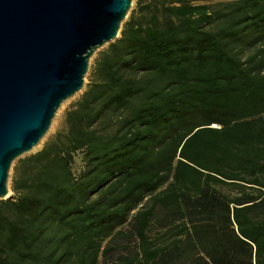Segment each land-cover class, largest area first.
Returning a JSON list of instances; mask_svg holds the SVG:
<instances>
[{
  "label": "trees",
  "instance_id": "1",
  "mask_svg": "<svg viewBox=\"0 0 264 264\" xmlns=\"http://www.w3.org/2000/svg\"><path fill=\"white\" fill-rule=\"evenodd\" d=\"M9 189L0 264H264V0H136Z\"/></svg>",
  "mask_w": 264,
  "mask_h": 264
},
{
  "label": "water",
  "instance_id": "2",
  "mask_svg": "<svg viewBox=\"0 0 264 264\" xmlns=\"http://www.w3.org/2000/svg\"><path fill=\"white\" fill-rule=\"evenodd\" d=\"M131 0H0V199L15 159L83 84L93 51L118 37Z\"/></svg>",
  "mask_w": 264,
  "mask_h": 264
},
{
  "label": "rangeland",
  "instance_id": "3",
  "mask_svg": "<svg viewBox=\"0 0 264 264\" xmlns=\"http://www.w3.org/2000/svg\"><path fill=\"white\" fill-rule=\"evenodd\" d=\"M135 2H136V0H131L130 1V6H129L127 12H126V16L123 19V21H125L128 18V16L132 12V10L135 8ZM105 47H106V44L102 45L101 47L95 49L93 51V53L89 56V58H88V64H87V71H86V73L83 76L82 88L77 93H75L74 95H72L71 97L65 99L64 101H62L60 103V105L58 106V108L55 110L52 118L50 119V123H49V126H48L45 134L39 140V142L28 153H32V152L38 150L41 147L42 143L49 136H51L57 129H59L62 126V119H63V113H64V111L71 105V103H73V101L79 96V94L83 90V88L85 86V83L87 82V79H88V76H89V73H90V69H91V67L93 65L94 59L96 58V56L99 53V51L102 50ZM28 153H26V154H28ZM23 155H25V154H23ZM22 156H20V157H22ZM14 161H12V163H11L9 169H8L7 177H6V187H7V190H8V195L11 194L10 189H9V183H10L11 167H12ZM79 163H80V161H79V155H75L74 163H73V167L72 168L74 170L78 169L79 168Z\"/></svg>",
  "mask_w": 264,
  "mask_h": 264
}]
</instances>
